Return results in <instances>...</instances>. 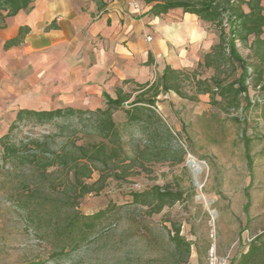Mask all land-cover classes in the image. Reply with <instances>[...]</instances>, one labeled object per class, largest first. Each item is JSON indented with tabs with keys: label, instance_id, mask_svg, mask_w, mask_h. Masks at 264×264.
<instances>
[{
	"label": "rangeland",
	"instance_id": "rangeland-1",
	"mask_svg": "<svg viewBox=\"0 0 264 264\" xmlns=\"http://www.w3.org/2000/svg\"><path fill=\"white\" fill-rule=\"evenodd\" d=\"M201 27L205 43L186 46L191 65L180 70H197L198 78L209 79L213 71L197 65L210 49L206 42L217 43L218 33L203 22ZM237 49L248 57L239 43ZM240 72L226 69V75L234 77ZM158 76L154 69L149 83ZM3 86L0 69V138L17 112ZM248 87L250 107L242 99L238 109L223 108L211 105L207 95L192 102L169 92L156 98L155 115L145 111L137 122L127 123L123 110H116L112 119L118 139L97 135L87 114L64 115L42 125L16 124L10 132V143L20 149L16 159L11 161L0 149V264H234L252 237L264 231V120L259 112L264 92L250 81ZM137 90L135 83L123 85V91L131 93L130 102ZM243 137L249 142L250 165ZM33 142L44 143L42 157ZM73 142H102L107 152L120 148L109 169L93 168L85 179L88 185L103 179L99 191L78 199L66 193L83 215L111 210L76 249L52 254V232L28 219L21 201L34 186L43 195L65 197L67 176L39 180L35 169L37 159L49 158ZM154 185L181 190L184 198L159 213L132 203V192ZM173 223L190 244L188 254L177 252L168 239Z\"/></svg>",
	"mask_w": 264,
	"mask_h": 264
},
{
	"label": "trees",
	"instance_id": "trees-1",
	"mask_svg": "<svg viewBox=\"0 0 264 264\" xmlns=\"http://www.w3.org/2000/svg\"><path fill=\"white\" fill-rule=\"evenodd\" d=\"M149 6L147 13L153 17H161L169 11L180 9L183 13L194 15L201 22L211 25L218 33V41L203 55L202 62L197 67L212 70L209 79L198 78L197 70L187 74L184 70L173 69L166 65L161 74L152 82L135 83L137 94L130 102L131 93H125L122 88L115 91V97L105 95L107 100L104 109L81 110L74 108L56 109L52 111L18 110L7 133L0 138V149L3 156L11 161L16 159L19 148L10 143V132L16 124L42 125L64 115L73 116L87 114L94 120V132L103 137L118 139L117 125L112 119L113 112L122 109L127 123L137 122L143 112L155 115L156 98L160 94L173 92L183 99L196 102L198 96L207 95L211 105H221L223 108H240L241 99L246 106H252L248 98L249 81L251 87L264 92V0H142ZM32 0H0V27L5 18L16 15L20 10L29 8ZM246 9V10H245ZM23 30L19 29L17 36L3 45L5 50L18 45L22 39ZM237 43L249 51L243 58L237 49ZM240 69L237 77L226 75V69ZM186 87H189L186 90ZM219 98L217 100L216 98ZM259 105L258 103H254ZM125 105L128 108L125 109ZM264 120V100L259 107ZM247 164L248 139L244 138ZM37 155L44 154V143L33 142ZM21 147V146H20ZM119 147L107 152L105 143H76L61 147L59 152H51L49 158L37 159L36 173L39 180L55 175L59 179L69 178L65 197L46 196L41 194V188L34 186L30 193L21 201L27 211V218L43 224L55 238L52 244V254H62L66 249H76L81 242L92 234L111 208L99 210L91 215H83L75 209L76 200L67 198V192L76 194V199L102 188L103 179L99 183L88 185L93 168L104 171L109 169L108 163L118 155ZM39 157V156H33ZM110 173L111 170H108ZM116 178L118 176L116 175ZM30 187V184H27ZM184 198L183 192L166 186L154 185L142 191L132 192L131 200L136 206L146 207L149 213H159L165 207H170ZM36 199H40L36 202ZM35 200V201H34ZM34 201V202H33ZM34 203V204H32ZM41 210L38 213V210ZM172 232L168 239L177 252L189 253L190 244L180 235V228L172 224ZM234 264H264V231L252 237L246 250L238 255Z\"/></svg>",
	"mask_w": 264,
	"mask_h": 264
},
{
	"label": "crops",
	"instance_id": "crops-1",
	"mask_svg": "<svg viewBox=\"0 0 264 264\" xmlns=\"http://www.w3.org/2000/svg\"><path fill=\"white\" fill-rule=\"evenodd\" d=\"M148 9L142 0H32L5 18L0 69L16 111L104 109L105 95L149 82L154 69L191 65L186 46L205 43L201 21L180 9L161 17ZM19 29L21 42L5 50Z\"/></svg>",
	"mask_w": 264,
	"mask_h": 264
},
{
	"label": "water",
	"instance_id": "water-1",
	"mask_svg": "<svg viewBox=\"0 0 264 264\" xmlns=\"http://www.w3.org/2000/svg\"><path fill=\"white\" fill-rule=\"evenodd\" d=\"M191 164H192V162L189 163V165H191Z\"/></svg>",
	"mask_w": 264,
	"mask_h": 264
},
{
	"label": "built area",
	"instance_id": "built-area-1",
	"mask_svg": "<svg viewBox=\"0 0 264 264\" xmlns=\"http://www.w3.org/2000/svg\"><path fill=\"white\" fill-rule=\"evenodd\" d=\"M148 40L150 39V38H147ZM212 256H213V254H212Z\"/></svg>",
	"mask_w": 264,
	"mask_h": 264
}]
</instances>
